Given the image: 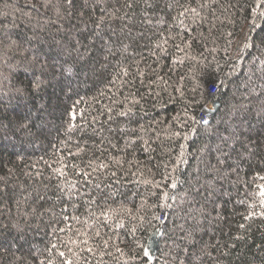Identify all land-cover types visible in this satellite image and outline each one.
<instances>
[{
  "label": "snow or ice",
  "instance_id": "1",
  "mask_svg": "<svg viewBox=\"0 0 264 264\" xmlns=\"http://www.w3.org/2000/svg\"><path fill=\"white\" fill-rule=\"evenodd\" d=\"M237 23L242 50H264V0H0V140L47 137L55 110L28 103L9 116L5 96L52 89L71 101L60 106L59 157L24 165L37 169L21 170L29 183L0 164V251L15 255L34 224L48 239L29 249L33 264H54L46 253L55 264H154L161 240L163 264H222L247 246L246 222L264 220V175L245 172L264 168V77L222 110L234 80L213 56ZM88 80L90 98L78 86ZM226 203L244 209L237 232L205 242Z\"/></svg>",
  "mask_w": 264,
  "mask_h": 264
},
{
  "label": "trees",
  "instance_id": "2",
  "mask_svg": "<svg viewBox=\"0 0 264 264\" xmlns=\"http://www.w3.org/2000/svg\"><path fill=\"white\" fill-rule=\"evenodd\" d=\"M245 30L246 23L243 25L241 23H237L235 26L230 24L225 25L222 31L224 33L229 31L234 33V36L232 37L233 43L229 47L225 41L221 39L216 45L217 51L213 53L215 59L220 62L222 69L225 72L231 73L229 80H234V82L229 83L228 87L224 90L225 94L219 98V104L222 110L226 109L233 103V93L237 92V88L239 89V92H243L249 80L255 81L257 84H259L260 78L264 77V50L250 48L245 51L241 60L233 61L231 58L232 51H234L232 57H237L238 52L243 51L242 42L244 39ZM238 38L239 40L237 42ZM234 47L235 50H233ZM233 62H235L234 72L231 69ZM81 79L83 80L84 77ZM18 80L20 82V86L27 85V79L22 72L18 76ZM76 86L77 85L74 84V87ZM78 86L81 95H87L90 98L94 94L95 88L93 86L92 80H88L87 83H79ZM209 87L211 86L209 85ZM57 95L59 98L52 95V89H48V91L42 94L41 97H37L30 102L14 99L9 96L4 97V103L9 104L16 109L15 113L10 112L9 116L22 114L25 110V105L28 103H46L48 104L50 110L55 107L52 116L49 117V119L52 121V126L50 128V134L47 135V137L41 136L40 139L36 140L34 143L24 140L23 144L19 142L20 137H12L11 139L16 145L15 147L9 144L8 139L0 140V164L5 165L6 167H15L20 180L25 183H29V180L27 177L21 174V170L24 172H35L37 169L26 168L24 165H31L35 163L41 156H43L49 163H52L57 157L60 156V152L53 148L52 145H56L59 149L65 148V145L59 143V140L63 137L57 134L56 127H59L61 124L60 106H66L67 104L71 103V101L66 100L58 92ZM84 107H87V105ZM223 114L224 112L222 111L221 115ZM219 118V116L216 117V119ZM193 141L192 148L190 149L191 151H195V149L199 147V141L195 140V138H193ZM17 154L22 156L23 159H19ZM37 168L43 172L44 177H47L49 169L43 162H41ZM257 171H259L261 175H264V168L254 167L251 169H245V172H247L246 178L249 180V182L254 179V173ZM242 175H244V173H242ZM37 182L39 183L40 181ZM43 182L46 183L47 180L44 179ZM257 183H259L258 180ZM235 195V190H233V197H235ZM223 211L225 219L217 229L215 238L212 237L210 230L209 235L203 237L205 242L214 243L217 240H220V237L223 235V233L231 232L235 234L237 232L235 225L236 223L240 222V216L234 215L233 213L234 211L243 212L244 209L238 205L234 206L231 203H226ZM246 223L251 224L252 239L249 240L247 246L238 244L237 249L232 251L231 254L222 262V264H264V220L257 218ZM36 228L37 226L34 224L33 230H30L27 234L26 241H17V244H23L22 249L15 251L16 245L13 246L15 255H12L11 253L5 254L3 251H0V264H33L32 256L29 254V249L43 250L48 239L44 235V229L42 226L40 227L39 231H37ZM168 228L169 230L173 228L171 221L168 224ZM13 235L15 234L13 233ZM224 239H227V237H224ZM220 242L223 243V240H220ZM165 243V240H161V252L154 254V264H163L162 253L166 252ZM255 245H262V247H256ZM45 255H51L54 264L58 260V256L55 253H46ZM214 255H219V253H214ZM44 258V256H39L40 260ZM143 264H148L146 259L143 261Z\"/></svg>",
  "mask_w": 264,
  "mask_h": 264
},
{
  "label": "built area",
  "instance_id": "3",
  "mask_svg": "<svg viewBox=\"0 0 264 264\" xmlns=\"http://www.w3.org/2000/svg\"><path fill=\"white\" fill-rule=\"evenodd\" d=\"M240 37H241V36H240ZM240 37H239V38H240ZM239 38L237 39V42H238ZM237 42H236V43H237ZM236 43H235V46H236ZM233 50H235V47H234ZM233 52H234V51H232V53H231V58L233 59V61H239V60H241V59H242V56H243L244 53H245V51H242V55L240 56L239 60H237V59H236L237 57H232Z\"/></svg>",
  "mask_w": 264,
  "mask_h": 264
}]
</instances>
